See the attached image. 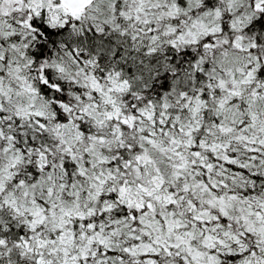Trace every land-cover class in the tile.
<instances>
[{
    "label": "snow or ice",
    "instance_id": "1",
    "mask_svg": "<svg viewBox=\"0 0 264 264\" xmlns=\"http://www.w3.org/2000/svg\"><path fill=\"white\" fill-rule=\"evenodd\" d=\"M0 264H264V0H0Z\"/></svg>",
    "mask_w": 264,
    "mask_h": 264
}]
</instances>
